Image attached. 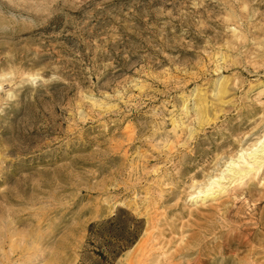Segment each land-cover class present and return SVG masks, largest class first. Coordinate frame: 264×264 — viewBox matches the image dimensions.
Here are the masks:
<instances>
[{"label":"rangeland","instance_id":"374dc122","mask_svg":"<svg viewBox=\"0 0 264 264\" xmlns=\"http://www.w3.org/2000/svg\"><path fill=\"white\" fill-rule=\"evenodd\" d=\"M262 146L264 0H0V264H264Z\"/></svg>","mask_w":264,"mask_h":264},{"label":"trees","instance_id":"16d2710c","mask_svg":"<svg viewBox=\"0 0 264 264\" xmlns=\"http://www.w3.org/2000/svg\"><path fill=\"white\" fill-rule=\"evenodd\" d=\"M143 229V221L124 210H119L101 224L91 225L89 235L100 242V247L94 252L97 264H114L137 243Z\"/></svg>","mask_w":264,"mask_h":264},{"label":"bare ground","instance_id":"6f19581e","mask_svg":"<svg viewBox=\"0 0 264 264\" xmlns=\"http://www.w3.org/2000/svg\"><path fill=\"white\" fill-rule=\"evenodd\" d=\"M259 151V150H258ZM261 154H264V146H262V149H261ZM255 155V154H254ZM235 174H237V173H235ZM238 175H239V173H238Z\"/></svg>","mask_w":264,"mask_h":264}]
</instances>
